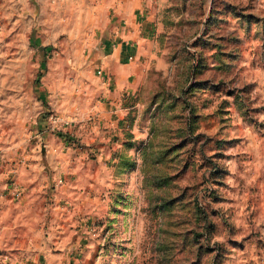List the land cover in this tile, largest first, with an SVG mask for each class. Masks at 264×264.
Masks as SVG:
<instances>
[{
	"label": "rangeland",
	"instance_id": "rangeland-1",
	"mask_svg": "<svg viewBox=\"0 0 264 264\" xmlns=\"http://www.w3.org/2000/svg\"><path fill=\"white\" fill-rule=\"evenodd\" d=\"M0 264H264V0H0Z\"/></svg>",
	"mask_w": 264,
	"mask_h": 264
},
{
	"label": "crops",
	"instance_id": "crops-1",
	"mask_svg": "<svg viewBox=\"0 0 264 264\" xmlns=\"http://www.w3.org/2000/svg\"><path fill=\"white\" fill-rule=\"evenodd\" d=\"M122 45H119L121 51L125 53V58L128 59V62H131L134 59V47L136 45L132 44L130 45V40H124Z\"/></svg>",
	"mask_w": 264,
	"mask_h": 264
}]
</instances>
